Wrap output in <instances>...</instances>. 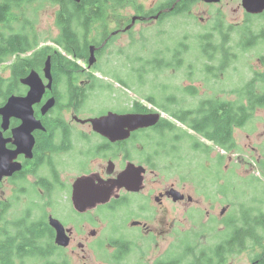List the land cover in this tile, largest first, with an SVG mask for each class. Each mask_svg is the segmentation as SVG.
Instances as JSON below:
<instances>
[{
	"label": "flooded vegetation",
	"instance_id": "flooded-vegetation-1",
	"mask_svg": "<svg viewBox=\"0 0 264 264\" xmlns=\"http://www.w3.org/2000/svg\"><path fill=\"white\" fill-rule=\"evenodd\" d=\"M112 2L108 0L90 28L86 36L90 44L84 52V45L78 43L39 44L13 55L9 74L0 73L1 82L10 80V94L0 100V172L5 171L0 177V264L31 256L18 254L19 246L32 250L30 243L22 245L21 238H40L45 254L40 258L46 264H264V187L262 197L252 192L251 206L242 218L240 211L231 212V203L226 204L225 181H221L226 159L237 163L234 173L240 165L235 129L245 125L238 113L250 118L264 107V52H257L250 64L252 80L229 92L228 99L216 95L197 105L195 100L190 105L180 102L181 107L157 102L129 86L132 74L143 80L146 73L158 76L156 69L162 66H176L177 54L170 53L167 60L157 56L165 52L154 46L150 47L154 52H148L146 46V55L139 58L149 68L144 75L138 73L140 67L124 63L131 55L117 54L123 59H117L121 64L115 66L130 73L127 78L101 65V56L120 40L130 48L132 38L143 40L145 28L188 12L192 16L201 12L206 15L199 17L201 21L214 22L205 35L207 57L222 64L235 50L224 43L229 31L238 39L237 49L264 40V25L254 23L264 18V9L249 11L243 0L136 1L132 14L104 22ZM228 13L233 20H227ZM211 36L219 43H211ZM43 51L48 54L39 56ZM223 67L224 63L213 73L221 82ZM32 74L39 83L35 85L42 81L43 93L28 107L23 124L20 116L1 110L11 99L29 94L32 86L26 80ZM227 102L234 118L224 127L218 119L226 121ZM111 114L115 121L105 119ZM146 114L157 115L158 121L142 125L126 118ZM219 127L221 135L208 136ZM225 135L229 149L222 143ZM183 152L200 163L177 171ZM210 166L217 168L212 179L217 186L208 185ZM17 196H25L31 204L42 203L41 208L25 204L23 214L12 212L9 220L13 204L8 201ZM226 210H230L227 215ZM55 220L63 226L66 245L56 242ZM244 226H249V235L242 238ZM200 238L207 243L199 245Z\"/></svg>",
	"mask_w": 264,
	"mask_h": 264
},
{
	"label": "rangeland",
	"instance_id": "rangeland-1",
	"mask_svg": "<svg viewBox=\"0 0 264 264\" xmlns=\"http://www.w3.org/2000/svg\"><path fill=\"white\" fill-rule=\"evenodd\" d=\"M2 1V0H0ZM7 2H13L11 0H3ZM74 1V0H73ZM145 2L150 4L151 0H126L122 5L116 7H108L109 11L108 18H104V22L110 21L111 18H125L132 14L134 11L133 3ZM76 3H81V1H74ZM154 2V0H153ZM112 6L113 2L111 3ZM21 8L19 13L24 18L28 19L32 24H34V32L37 33L39 44L44 45L53 42L58 34V26L56 25V13L60 9V5L53 3L49 0H35L32 3H26L21 6H16ZM113 14H110L111 12ZM183 16V17H182ZM206 16L205 14L198 12L195 16H192L190 12L183 13L181 16H175V18H170L164 22L157 23L152 27H147L144 30L143 40H137L135 38L131 39L130 48H127V41L120 40L115 47L110 49V52L104 53L101 56V65L109 72H116L121 78H127L130 73L125 72L121 65V62L116 63L117 59H123V57L117 56V54H122L129 56L124 63H131L135 67H140L139 74H143L144 70H149L148 66L141 65V57L145 56L147 51L154 52L155 49L150 48L151 46L165 52V54H159L158 57H165L167 60H171L170 53L177 54L176 66H169L156 69L158 72L156 77H148L145 74L143 80L138 78L136 74H132L129 77V86L134 91L142 93L144 95H150L156 98L157 102H162V104H168L174 107H181L180 102L188 103L189 105L195 100V105L198 101L219 95L221 98L226 97L229 92H235L237 89L242 88L252 80V73L250 71V64L257 52H264V40H260L257 45L252 48L247 49H237L238 46L235 45L237 42V37L235 35L230 36L229 33L225 35V45L233 47L235 50L231 52L230 61H222L224 63L222 74L223 81L221 82L218 78L214 76L213 73H218L221 68V63L214 60V57H207V52L210 50L208 47V42L206 41L208 31L214 25V22L207 19L206 23L201 21L199 17ZM179 18V19H176ZM233 20V14H227V20ZM226 20V19H224ZM256 20V19H255ZM19 21H15L12 28L18 31L26 30V26L18 25ZM260 23L264 25V18L255 21L254 23ZM215 26H221L219 22ZM224 27L228 28L224 23ZM257 28L260 26L257 25ZM72 28H74L72 26ZM210 28V30H208ZM30 30L31 28L28 27ZM75 29V28H74ZM229 35V36H228ZM97 37L98 34H94ZM211 43H219L218 39H214L212 36ZM210 39V38H209ZM264 39V37H262ZM206 52H204V45ZM187 46L186 48L184 46ZM147 46V47H146ZM147 49V51L143 48ZM122 50V53L119 51ZM185 50V52L183 51ZM235 52L237 56H235ZM21 55V53H18ZM14 57V56H13ZM13 57L9 58L6 62L0 65V73L3 75L9 74V65L14 60ZM166 64H169L168 61ZM207 65V67H206ZM211 66H214V70ZM113 69H116L113 71ZM154 73V72H152ZM144 75V74H143ZM251 78V79H250ZM143 82V83H141ZM236 83L235 85H233ZM232 95H236L232 93ZM177 96L178 99H173ZM213 105V102H210ZM229 102L225 103V110L228 108ZM217 106V104H216ZM194 108V107H191ZM243 112L238 113V117L242 118ZM247 118V117H246ZM246 122L243 124L244 127H237L235 129V136L239 142V147L237 153L240 159V165H236V172L234 173L233 164H237L233 161H228L224 163L223 169L225 175L221 181H225L222 184V188L226 189V204L231 203L232 211L239 214L240 211L242 218H244L245 213L248 212L249 206H251L250 196L252 192L253 195L261 196V187H264V158L261 153L264 154V107L254 116L245 119ZM162 139V138H161ZM164 139V138H163ZM162 139V141H163ZM199 139H202L199 137ZM214 153V151H213ZM262 159V160H261ZM181 162L177 163V171L180 169L184 170L183 167L187 164H192V166H197L200 163L195 156H191L187 152H183V156L180 159ZM217 168L210 166L208 170L209 186H217L212 182L213 175L216 173ZM260 187V188H259ZM255 188L256 189L255 191ZM12 193L11 192H6ZM9 196V195H8ZM14 196V195H13ZM262 197V196H261ZM16 200L10 199L8 203L13 210L8 212L9 220H13V216L23 214V210L26 205L30 208L40 209L42 203L31 204V202L25 201V196H17ZM22 199V202H20ZM26 204V205H25ZM230 210H226V215ZM14 214H13V213ZM200 227H197L198 229ZM198 244H206V238H200L197 240ZM249 245V244H248ZM15 264H46L40 256H26L22 258L15 257ZM244 261V260H243ZM7 263L8 259H7Z\"/></svg>",
	"mask_w": 264,
	"mask_h": 264
},
{
	"label": "trees",
	"instance_id": "trees-1",
	"mask_svg": "<svg viewBox=\"0 0 264 264\" xmlns=\"http://www.w3.org/2000/svg\"><path fill=\"white\" fill-rule=\"evenodd\" d=\"M13 2L0 1V65L6 62L13 55L18 53H25L36 45H39V39L37 38V33L34 32V24H32L25 16H22L19 13L21 8H17L16 6H21L26 3H32L35 0H11ZM53 3L59 4L60 9L57 12L56 24L59 29V34L53 38V41L59 44H70L73 45L81 44L84 45L83 52L86 47L89 46V41L86 39L87 34L90 32V28L93 26V23L97 18L101 17L103 12L106 10V6L108 4V0H82V2L76 3L73 0H49ZM126 0H113L112 7L122 5ZM109 6V5H108ZM82 13V14H81ZM20 21L18 25L26 26V30L18 31L17 29L12 28L15 21ZM100 19V18H99ZM72 26L75 28H72ZM28 27L31 29L29 30ZM69 47V46H67ZM72 48V47H70ZM44 50H49L48 46L43 48ZM40 53V52H38ZM46 56L48 54L47 51H43L40 55ZM43 56V57H44ZM26 58V57H25ZM45 58V57H44ZM30 62V59L26 61ZM26 62L24 64H26ZM23 64V65H24ZM21 65L20 68L24 66ZM10 80L2 81L0 80V100L4 99L7 95L10 94ZM9 93V94H8ZM263 99L258 100L261 103ZM264 104V103H262ZM226 121L224 119L221 122L218 119L219 124L224 126L228 124L229 120H233V114L231 110H226ZM248 114L243 115L241 119V124L243 125L247 119ZM239 124V122H238ZM219 125V126H221ZM222 127V126H221ZM217 128L214 132L208 134L211 138H216L221 135L220 128ZM227 127V126H224ZM214 129V128H212ZM201 131H205L204 128H201ZM226 133H230L229 128L226 129ZM227 137L225 135V139L223 140V145L225 148L229 149L230 146L227 142ZM244 231L242 238L244 235H249V226H244L242 228ZM33 230H36L34 228ZM22 245L30 243L32 245V250L26 252L22 249V246L18 248V254L21 256H26L30 254L31 256H44L42 251L44 249L40 246V242L38 239L40 238H21ZM53 248H55L53 246ZM51 247L49 251H53Z\"/></svg>",
	"mask_w": 264,
	"mask_h": 264
},
{
	"label": "water",
	"instance_id": "water-1",
	"mask_svg": "<svg viewBox=\"0 0 264 264\" xmlns=\"http://www.w3.org/2000/svg\"><path fill=\"white\" fill-rule=\"evenodd\" d=\"M74 1H81V0H74ZM208 1L213 2V1H219V0H208ZM243 4L249 11H252V12H257V11H261L264 9V0H243ZM26 82L32 86L29 94L26 97H22L19 99H11L10 102L8 103V105L5 106L1 110L6 115L20 116L23 119V124L27 123V119H26L27 112L30 113V111H28V107L31 108L32 102L39 99V98H37V96H39L43 93L42 81H40L41 85H35V83H38V81H37L34 74H32L26 80ZM23 111H26V113H23ZM106 118L110 121H115V115H113V114L105 117V119ZM119 118L122 119V118H124V116L119 117ZM126 118H129L130 122L140 123L142 121V125H150V124L156 123L158 121L157 115L149 116L147 114L146 115H138V116L128 115ZM103 121H104V119L99 120V122H103ZM117 121H118V118H117ZM95 122H97V119L95 120ZM4 173H5L4 170L2 172H0V177ZM53 225L58 229V238H56V242L58 244L66 245L68 243V238H62L63 226L56 220H55V223L53 221Z\"/></svg>",
	"mask_w": 264,
	"mask_h": 264
},
{
	"label": "bare ground",
	"instance_id": "bare-ground-1",
	"mask_svg": "<svg viewBox=\"0 0 264 264\" xmlns=\"http://www.w3.org/2000/svg\"><path fill=\"white\" fill-rule=\"evenodd\" d=\"M223 71V70H222Z\"/></svg>",
	"mask_w": 264,
	"mask_h": 264
}]
</instances>
